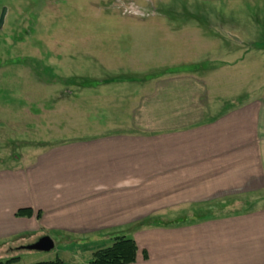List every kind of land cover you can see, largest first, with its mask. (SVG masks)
<instances>
[{"label": "crops", "instance_id": "obj_1", "mask_svg": "<svg viewBox=\"0 0 264 264\" xmlns=\"http://www.w3.org/2000/svg\"><path fill=\"white\" fill-rule=\"evenodd\" d=\"M243 1L264 9V0ZM248 16L239 21L258 41L249 52L264 57V18ZM253 71L251 91L231 99L202 74L160 77L129 131L67 140L0 169V246L37 232L119 233L136 244L132 264H264L263 61ZM26 208L32 217L15 216Z\"/></svg>", "mask_w": 264, "mask_h": 264}, {"label": "rangeland", "instance_id": "obj_2", "mask_svg": "<svg viewBox=\"0 0 264 264\" xmlns=\"http://www.w3.org/2000/svg\"><path fill=\"white\" fill-rule=\"evenodd\" d=\"M94 1L0 0V169L67 140L129 131L132 109L160 77L202 74L229 99L251 91L253 66L264 57L249 52L257 35L239 17L264 18V9L247 10L243 0H104L100 19ZM111 3L116 14L105 9ZM70 235L15 238L0 246V260L88 264L119 233L105 241ZM43 236L52 250L25 249Z\"/></svg>", "mask_w": 264, "mask_h": 264}, {"label": "trees", "instance_id": "obj_3", "mask_svg": "<svg viewBox=\"0 0 264 264\" xmlns=\"http://www.w3.org/2000/svg\"><path fill=\"white\" fill-rule=\"evenodd\" d=\"M33 215V211L29 208L19 209L16 213V217L30 218ZM39 219L40 214L37 213ZM149 224V223H148ZM136 244L132 239L125 236H116L112 239V242L102 248L96 250L92 254V259L88 264H132L136 258ZM19 258H11L5 261V264L15 263ZM34 264H65L59 259L51 262H39Z\"/></svg>", "mask_w": 264, "mask_h": 264}, {"label": "water", "instance_id": "obj_4", "mask_svg": "<svg viewBox=\"0 0 264 264\" xmlns=\"http://www.w3.org/2000/svg\"><path fill=\"white\" fill-rule=\"evenodd\" d=\"M6 9L4 8L0 14V27L4 22ZM54 248L53 241L48 236L41 237L36 243L25 247L28 251L48 252Z\"/></svg>", "mask_w": 264, "mask_h": 264}]
</instances>
